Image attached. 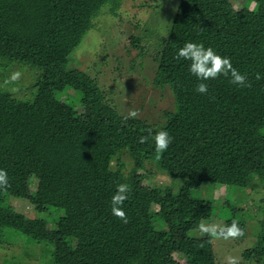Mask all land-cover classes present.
<instances>
[{"label":"trees","instance_id":"obj_1","mask_svg":"<svg viewBox=\"0 0 264 264\" xmlns=\"http://www.w3.org/2000/svg\"><path fill=\"white\" fill-rule=\"evenodd\" d=\"M121 1L0 0V169L8 174L0 244L38 247L51 264H217L212 237L191 234L218 203L225 227L216 237L235 221L243 235L228 239H246L231 193L264 188V0H244L242 9L236 0H179L167 37L152 23L131 36L140 59L154 37L150 84L173 99L157 124L123 115L94 77L69 67L102 10L114 14ZM186 42L229 58L249 86L231 83L230 72L198 80L191 61L177 58ZM200 83L207 93L196 91ZM162 130L173 141L159 153L153 137ZM146 164L170 179L164 191L145 183ZM120 184L129 186L126 223L112 214ZM205 189L226 198L205 199ZM9 200L28 202L35 216ZM242 258L264 264V222Z\"/></svg>","mask_w":264,"mask_h":264},{"label":"rangeland","instance_id":"obj_2","mask_svg":"<svg viewBox=\"0 0 264 264\" xmlns=\"http://www.w3.org/2000/svg\"><path fill=\"white\" fill-rule=\"evenodd\" d=\"M244 2V0H236L235 8L242 9ZM178 4L179 0H122L114 14L105 13L108 11L105 7L101 15L95 19V23L93 22L94 27L85 37L79 51L73 53L69 67L72 64H78L79 69L94 77L105 90L106 102L123 115H128L130 111H137L136 118L144 119L151 124L161 123L163 113L173 110L174 105L167 89H157L150 84L154 76L153 54L150 48L153 47L155 39L151 35L146 37L149 41L147 43L149 51L145 53L144 58L140 59L139 51L131 46V36L144 33L148 29H144L145 26L152 23L151 25L160 28L161 37H167ZM252 7L253 5L250 8ZM139 62L142 63V67L139 66ZM90 127L97 126L90 125ZM122 161L125 163L123 170L126 173L131 167L130 159L123 155ZM147 171L150 172L145 178L148 186H156L164 191L170 184V179L161 174L154 164H146L145 172L141 171V173L145 174ZM235 189L230 199L236 204L238 213L233 216L245 218L247 238L236 242L201 230L191 234L195 237H212L217 264H252L245 261L242 255L246 249L252 247L262 231L264 188L251 187L242 191H235ZM225 194L224 189L215 192L205 189L201 197L218 200V198H226ZM177 202L184 204L185 201L178 198ZM9 203L20 213L31 218L35 216L28 202L9 200ZM216 204L213 219L204 225L214 226L218 234L225 227V218L223 219L220 206ZM46 225L51 228L50 223ZM185 236V232L180 234L181 238ZM48 257L42 256L38 247L23 248L21 243L8 241L0 244V264L6 262H9L8 264H51L49 260L51 257ZM179 261L186 264L185 259ZM75 264H82L79 258Z\"/></svg>","mask_w":264,"mask_h":264},{"label":"clouds","instance_id":"obj_3","mask_svg":"<svg viewBox=\"0 0 264 264\" xmlns=\"http://www.w3.org/2000/svg\"><path fill=\"white\" fill-rule=\"evenodd\" d=\"M177 58L191 61L189 70L194 74L198 80L214 79L218 75H227L231 73V83L239 85L241 87H247V77L240 74L236 69L232 68L231 61L227 57H222L215 52L211 47H205L202 43L186 42L177 53ZM19 73L14 74L13 79L18 78ZM196 91L201 94H205L208 91V85L200 83ZM137 111H130L129 117H136ZM155 149L159 153H163L169 145L172 143L173 138L165 130L157 132L154 137ZM146 141L145 137L140 138V143ZM8 186V174L5 170L0 169V188H6ZM129 186L127 184H120L117 186L115 195H113L112 214L121 218L126 223L125 211L123 208L124 201L128 199ZM202 232H209L212 235H217L214 226L200 225ZM219 235L224 239L230 237H238L243 235V231L239 228L234 221L230 226L223 230Z\"/></svg>","mask_w":264,"mask_h":264}]
</instances>
